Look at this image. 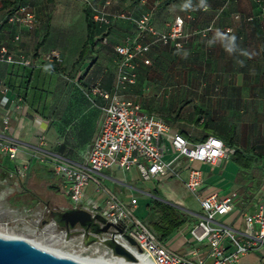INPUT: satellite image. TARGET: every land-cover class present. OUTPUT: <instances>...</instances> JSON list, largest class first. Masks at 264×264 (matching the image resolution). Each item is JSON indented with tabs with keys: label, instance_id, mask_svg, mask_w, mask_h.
Listing matches in <instances>:
<instances>
[{
	"label": "crops",
	"instance_id": "1",
	"mask_svg": "<svg viewBox=\"0 0 264 264\" xmlns=\"http://www.w3.org/2000/svg\"><path fill=\"white\" fill-rule=\"evenodd\" d=\"M4 1L9 4L3 6ZM91 1L113 18L111 26L96 22L90 33L86 9ZM22 5L35 14L34 24L8 20ZM263 11L264 0H0V48L5 46L14 56H25L34 64L28 67L0 61V128L3 118L10 116L5 134L20 144L16 159L0 152V220L15 219L35 229L39 216L50 217L51 222L53 212L72 208L70 198L67 204L63 201L67 194L64 179L50 163L34 156L35 147L40 145L75 162H83L89 154L110 102L98 91H118L121 56L116 47L138 36L132 21L117 17L125 12L136 18L150 13L158 32H166L179 16L185 19L187 37L182 48L146 38L152 47L136 59L137 82L120 95L141 104L144 111L164 117L173 131L192 142L212 135L225 141L235 130L236 147L257 155L248 179L234 154L219 170L182 159L183 178L178 179L186 188L187 167L193 166L204 173L201 197L236 194L233 210L221 221L243 228L245 215L264 200V176H255L264 164ZM210 25L214 29L202 35ZM51 51L63 58L55 70L45 59ZM176 110L178 117L172 113ZM166 146L170 151L169 141ZM23 164L28 165L27 177L19 180L11 176ZM138 172L136 166L130 171L105 170L99 180L126 201L123 195L127 192H132L131 199H137L136 193L159 198L160 183L177 178L144 180ZM142 181L155 184L141 189ZM96 188L92 183L88 194ZM166 193V199L182 206L187 214L193 213L175 191L166 188ZM195 215L191 227L200 213ZM77 236L74 239H82ZM170 237L162 241L172 250L212 264L207 244L185 237L170 243ZM239 264H264V243L243 256Z\"/></svg>",
	"mask_w": 264,
	"mask_h": 264
},
{
	"label": "built area",
	"instance_id": "2",
	"mask_svg": "<svg viewBox=\"0 0 264 264\" xmlns=\"http://www.w3.org/2000/svg\"><path fill=\"white\" fill-rule=\"evenodd\" d=\"M90 7L96 21L109 23V14L91 2ZM262 15L264 17V11ZM117 17L132 19L140 31V37L116 47L121 56L118 91H98L110 102L105 108L100 133L89 154L83 162H75L42 149L39 145L35 147L34 156L41 162L50 163L55 173L64 179V189L72 202V208L86 210L94 218L102 217L104 221L95 220L100 228L110 224L106 232L95 235L99 242L94 245H98L100 251V246H105L103 242L112 239L131 251L135 250L153 264H207L205 259H190L169 248L153 229L136 215L137 199L124 201L99 180V175L105 170L130 171L134 166L138 168L144 180L160 176L182 179L183 157L192 163L203 162L220 166L235 152L225 141L213 135L201 142H192L182 133L173 131L163 117L144 111L142 105L137 102L121 98L120 91L137 82L136 59L151 50L152 44L144 41V34L151 35L163 45L173 44L176 48L183 47L187 35L185 19L180 16L166 32H158L154 28L150 13L139 18H132L126 13ZM8 20L20 25H32L35 22V14L28 6L22 5L10 13ZM213 29V26H209L203 34ZM231 31L227 29V32ZM45 59L52 70L63 62L61 54L56 51L49 52ZM0 61L28 67L34 65L25 56H14L5 46L0 48ZM10 119L8 115L3 118L0 128V152L7 154L10 159H16L20 144L18 140L5 134L10 128ZM168 141L176 153L169 161L165 160L169 151L166 146ZM27 171L28 165L23 164L12 172L11 176L23 180L27 177ZM92 183H96L97 188L88 194L87 190ZM204 183V173L201 169L187 167L186 188L199 198L202 208L199 220L191 228L192 238L199 244L208 245V256L212 264H239L243 256L264 243V200L254 212L245 215L243 228H235L221 219L233 210L236 194L226 198H220L216 193L201 197ZM52 224H56L54 220L50 222V225ZM61 234L65 242H68L72 234L79 235L82 239L86 237V231L79 227L72 231L64 229ZM128 237L134 239L136 244H131ZM109 253L113 256L111 249L107 248L104 255Z\"/></svg>",
	"mask_w": 264,
	"mask_h": 264
},
{
	"label": "rangeland",
	"instance_id": "3",
	"mask_svg": "<svg viewBox=\"0 0 264 264\" xmlns=\"http://www.w3.org/2000/svg\"><path fill=\"white\" fill-rule=\"evenodd\" d=\"M176 117H178L179 112L176 110L172 112ZM172 148H170V151L165 157V160L169 161L171 160L175 154L174 152H171ZM185 161L187 160L185 157H183ZM208 167L211 169L219 170L220 166H213L208 164ZM140 173V172H138ZM141 176V174L139 175ZM142 178V177H141ZM109 188H113L117 190L116 186L113 185L111 182H106ZM155 183L153 181H142V184L139 183V188L141 189H149L151 186H153ZM166 188L172 189L175 191V194L179 199H181L184 202L185 208H188L193 213L191 215L187 214L184 210V208L180 205H178L175 202H172L165 197L167 196ZM160 196L163 201H166L167 203L173 205L177 210L179 211L181 216H184L186 218V221L182 223L178 228L174 231L172 237L168 240L170 243L176 242L177 238H192L191 235V222L193 219L197 218L195 214L202 213L201 204L199 201V198L191 193L188 189L185 188L182 181L178 178H172L170 180H165L160 183ZM118 191V190H117ZM132 192H127L125 195H123V198L126 201L131 200ZM136 197L138 200V207L136 209V215L144 220L148 226H150V220L157 217L156 207H153L151 210L148 205L151 203L152 198L143 194V193H136ZM66 204L69 203V196L67 194L64 195V200ZM195 213V214H194ZM32 217H28L27 219H31ZM43 220H47L44 222ZM50 217H40L38 218V227L35 229H29L26 227L25 224L17 222L15 219L8 218L6 220H0V233L3 234H11L15 237L24 238L32 242L33 244L46 249V248H57L67 251L74 243L78 241V238L74 239L75 237H78L76 234H72L69 236L68 242H65L64 236L61 234V231L64 230L62 228H59L56 224L50 225ZM153 231L158 235L156 230L150 226ZM55 235V237H53ZM159 237V235H158ZM81 237L79 236V239ZM73 239V240H71ZM96 247L98 245H95ZM101 252L104 254L107 250L105 246H100ZM185 247L182 248V252L185 251ZM106 256L113 257L111 253L106 254Z\"/></svg>",
	"mask_w": 264,
	"mask_h": 264
},
{
	"label": "water",
	"instance_id": "4",
	"mask_svg": "<svg viewBox=\"0 0 264 264\" xmlns=\"http://www.w3.org/2000/svg\"><path fill=\"white\" fill-rule=\"evenodd\" d=\"M54 220L69 224L67 229L75 228L78 224L86 231L85 239L74 243L63 254H55L43 249L27 239L19 237H8L0 234V264H116L104 255L94 244L99 242L100 235L106 232L110 224L100 228L99 224L92 223L97 219L104 221L100 216L95 218L83 209L70 208L65 211H55ZM64 218L65 220H61ZM131 244L135 245L134 239L128 237ZM103 244L111 249L114 257H123L128 261H137L138 257L125 246L114 240H106Z\"/></svg>",
	"mask_w": 264,
	"mask_h": 264
},
{
	"label": "trees",
	"instance_id": "5",
	"mask_svg": "<svg viewBox=\"0 0 264 264\" xmlns=\"http://www.w3.org/2000/svg\"><path fill=\"white\" fill-rule=\"evenodd\" d=\"M91 3L95 7H97L98 9L104 10L103 8H100L97 5H95V3L93 1H91ZM2 4H3V6H6L9 4V2L4 1V2H2ZM88 5H89V8L86 9V12H87V17H88V21H89V30L91 33V32H93V29L95 27L96 22H100V21H96L94 19V14H93V11L90 7V3ZM126 14H128L132 18H136L129 13H126ZM251 18H253V20H254V17H251ZM129 20L134 23V21L132 19H129ZM112 22H113V18L111 16H109V23H106V22H102V23H104L106 26L109 27V26H111ZM135 26L138 30V36L136 38H133V39H138L140 37V31H139L136 24H135ZM210 26H212V25H210ZM205 30L206 29L202 30V32H201L202 35H204L203 31H205ZM211 31L208 30L204 36H207L208 33H210ZM106 32H108V29L106 30ZM149 36H151V35L144 34V41H146V38H148ZM133 39H131V40H133ZM55 69H56V67H55ZM136 72H137V68H136ZM234 134H235V130L233 129L230 134L225 136V143L228 146L235 148L233 159L240 166L241 171L245 173V175H246L245 179H248L249 175L251 174V172L254 169V162L257 158V155L252 156V155H250L249 152H247L245 150H241L240 148L236 147V145L234 143ZM255 176L259 179H261V176H264V164H263V170H259L257 175H255ZM156 196L159 197L160 193L159 192L156 193ZM148 207L151 210L153 209V207H156L157 217L154 219L152 218L149 221L150 222L149 224H150V226H152L156 230V232L159 235L160 240L168 239L174 233V231L178 228V226H180L182 223H184L186 221V218L184 216L180 215L177 208H175L173 205L167 203L166 201H163L161 199V197L153 198L151 200V203L148 205Z\"/></svg>",
	"mask_w": 264,
	"mask_h": 264
},
{
	"label": "bare ground",
	"instance_id": "6",
	"mask_svg": "<svg viewBox=\"0 0 264 264\" xmlns=\"http://www.w3.org/2000/svg\"><path fill=\"white\" fill-rule=\"evenodd\" d=\"M0 234L8 237H15L9 233L8 234L0 233ZM46 250L59 255L66 252L65 250L57 249V248H46ZM132 252L138 257L137 261H128L123 257H112V258L109 257V259H111L116 264H153L151 261L147 260L143 255L138 254L135 250L134 251L132 250Z\"/></svg>",
	"mask_w": 264,
	"mask_h": 264
},
{
	"label": "flooded vegetation",
	"instance_id": "7",
	"mask_svg": "<svg viewBox=\"0 0 264 264\" xmlns=\"http://www.w3.org/2000/svg\"><path fill=\"white\" fill-rule=\"evenodd\" d=\"M53 219L55 218V215L53 214ZM61 220H65L64 218H61ZM55 221V220H54ZM55 223H56V225L59 227V228H62V229H66V230H69V231H72V230H75L76 228H80V229H84L83 227H81L79 224L75 227V228H70V229H67V226L69 225L68 223H67V221H65L64 222V224H61L60 222H56L55 221ZM95 224H97V222L96 221H94L93 223H92V228L94 227V225ZM85 230V229H84Z\"/></svg>",
	"mask_w": 264,
	"mask_h": 264
}]
</instances>
